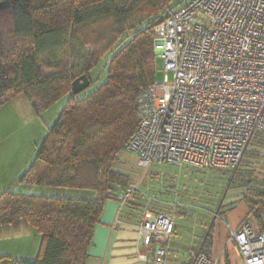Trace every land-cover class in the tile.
<instances>
[{
	"label": "trees",
	"instance_id": "obj_1",
	"mask_svg": "<svg viewBox=\"0 0 264 264\" xmlns=\"http://www.w3.org/2000/svg\"><path fill=\"white\" fill-rule=\"evenodd\" d=\"M185 1L0 0V105L24 93L41 112L70 94L21 179L95 192L2 191L0 228L9 233L31 225L42 241L36 259L2 255L0 264L86 263L106 200L132 183L114 162L138 125L142 88L157 79L154 27ZM105 55L106 79L85 96L73 94V80L86 73L92 84L91 69ZM252 184L250 201L260 214L264 181Z\"/></svg>",
	"mask_w": 264,
	"mask_h": 264
},
{
	"label": "built area",
	"instance_id": "obj_2",
	"mask_svg": "<svg viewBox=\"0 0 264 264\" xmlns=\"http://www.w3.org/2000/svg\"><path fill=\"white\" fill-rule=\"evenodd\" d=\"M153 34L164 76L142 88L138 125L124 150L146 167L240 168L250 150L264 152V0H186ZM137 188L127 186L118 195L121 204ZM174 231L173 215L145 209L138 232L144 244H155L150 264L178 255L169 244ZM232 238L244 264H264V230L250 218ZM189 264L218 259L201 246Z\"/></svg>",
	"mask_w": 264,
	"mask_h": 264
},
{
	"label": "rangeland",
	"instance_id": "obj_3",
	"mask_svg": "<svg viewBox=\"0 0 264 264\" xmlns=\"http://www.w3.org/2000/svg\"><path fill=\"white\" fill-rule=\"evenodd\" d=\"M127 33L128 30L125 31ZM157 56L156 76L157 79H162L164 59L159 53ZM108 57L103 56L91 69L94 82L82 90L80 96L87 95L106 79ZM84 60L85 58L81 62ZM169 76L172 77L171 72ZM69 95L61 96L41 112L35 110L32 101L24 93L11 95L0 105V193L9 190L67 197L95 194L94 191L76 187L37 185L21 179L34 161L47 130L65 107ZM114 168L131 176V184H138L127 202H133L134 199L141 202L142 206H147V209L166 213L174 209L175 218L179 222V234L184 242L193 243V230L197 229L199 222L204 224V221L211 220L219 213L216 208L228 189L240 187V182L245 180H251L252 183L264 181V152L250 150L240 168L157 162L146 167L140 164L136 154L123 150L120 157H117ZM249 186L250 183L247 188L254 191V185ZM5 231L4 227L0 228V256L7 255L20 260L37 258L42 238L35 227L28 225L25 228L21 225L20 230L11 229L9 233ZM180 253L189 255L185 251Z\"/></svg>",
	"mask_w": 264,
	"mask_h": 264
},
{
	"label": "crops",
	"instance_id": "obj_4",
	"mask_svg": "<svg viewBox=\"0 0 264 264\" xmlns=\"http://www.w3.org/2000/svg\"><path fill=\"white\" fill-rule=\"evenodd\" d=\"M247 187L248 184L228 189L216 208L218 215L204 221V224L199 222L197 229L193 230V243L184 242L179 234L178 219L175 218V231L169 244L179 253L185 251L189 255L180 253L172 256L167 264H189L193 252L201 246L218 259V264H244L232 231L245 218H250L257 230H264V212L257 214L253 211L256 207L250 201L254 197L253 191ZM132 201L121 204L119 199L106 200L101 220L94 227L93 242L85 264H150L155 244H144L138 232V225L148 207L134 199ZM175 212L173 209L169 214L175 217Z\"/></svg>",
	"mask_w": 264,
	"mask_h": 264
},
{
	"label": "water",
	"instance_id": "obj_5",
	"mask_svg": "<svg viewBox=\"0 0 264 264\" xmlns=\"http://www.w3.org/2000/svg\"><path fill=\"white\" fill-rule=\"evenodd\" d=\"M91 84L89 76L84 73L76 77L72 82V93L77 94L87 88Z\"/></svg>",
	"mask_w": 264,
	"mask_h": 264
}]
</instances>
